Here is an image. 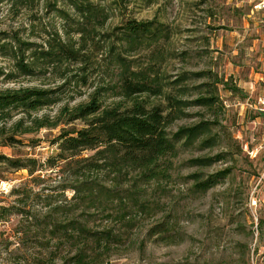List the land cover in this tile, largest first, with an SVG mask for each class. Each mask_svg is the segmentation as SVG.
Instances as JSON below:
<instances>
[{"label": "trees", "instance_id": "1", "mask_svg": "<svg viewBox=\"0 0 264 264\" xmlns=\"http://www.w3.org/2000/svg\"><path fill=\"white\" fill-rule=\"evenodd\" d=\"M10 1L23 6L30 0ZM121 1L116 7L121 6ZM57 2H65L73 12ZM48 9L68 25L74 21L76 27L69 31L63 26V33L56 29L41 43L25 39L19 29L0 31V54L12 56L21 74L36 75L42 67L55 73L65 65L58 74L61 80L57 85L0 87V145L25 144L22 135L43 127L57 128L75 121L82 125L62 126L51 139L57 145L56 151L44 161L35 156L13 157L0 150V166L26 169L30 176L13 186L12 203H0V222L11 216L20 217L15 235L21 243L29 238L37 241L43 253L37 258L39 263L44 253L55 258L70 247L62 256L64 261L104 264L91 257V248L119 242L123 232L116 230L118 224L129 225L137 219L138 212L157 209L162 201L159 193L172 176L174 158L184 150L211 149L226 137L227 126L218 119L226 108L220 86L243 98L246 93L232 82V77L222 78L210 69L183 71L168 81L152 64L137 67L124 51L165 37L168 27L163 21L131 17L110 30L100 31L112 16L111 3L49 0ZM102 41L108 45L109 63L116 70L114 79L90 90L87 100L73 105L65 102L54 115L39 114L67 97L73 99V92L79 94L88 85V44ZM72 63L76 65L71 69ZM12 72L5 73L0 68V77L12 79L17 76ZM194 77L204 79L194 85L186 82ZM189 94L196 95L186 98ZM161 95L165 102L151 98ZM191 106L211 110L216 119H200L171 130L176 119L189 115L186 108ZM229 137L239 144L233 135ZM28 138L30 143L34 141ZM230 153L226 150L199 155L185 163L208 167L227 159ZM231 171L232 167L210 174L197 171L187 177L192 179L194 191L205 192ZM45 180L50 182L42 185ZM98 215L105 216L106 226L96 224ZM263 218L260 217V224ZM163 225L153 228L154 233L168 234L169 229Z\"/></svg>", "mask_w": 264, "mask_h": 264}, {"label": "rangeland", "instance_id": "2", "mask_svg": "<svg viewBox=\"0 0 264 264\" xmlns=\"http://www.w3.org/2000/svg\"><path fill=\"white\" fill-rule=\"evenodd\" d=\"M48 1L30 0L19 6L3 0L0 2V31L19 29L25 39L41 43L56 29L63 33V26L69 31L76 27L74 21H69L68 25L49 10ZM260 1L123 0L121 6L116 7L120 4L118 0H99L113 4L114 8L111 18L100 31L110 30L131 17L166 23L165 37L127 47L128 50L124 51L137 67L152 64L155 71L166 76L168 81L175 80L183 71L210 69L222 78L232 77V82L243 89L246 97L220 86V97L226 108L219 113L218 119L227 126L221 144L211 149L181 151L174 158L172 176L159 193L162 201L157 209L138 212L137 219L129 225L118 224L116 230L121 229L122 239L108 245H94L90 250L91 257L104 264H264V218L260 224V217H264V114L260 112L264 111L258 108V98L264 96V8L260 7ZM57 4L73 12L65 2ZM74 35L77 37L78 34ZM88 48L87 64L91 72L88 85L82 87L79 94L73 92V99L66 96L62 102L43 108L39 114L54 115L65 102L73 105L87 100L90 90L114 79L116 70L109 63L108 45L104 41L91 42ZM74 65L72 63L71 69L75 68ZM63 67L55 73L51 68L42 67L36 75H23L17 70L12 56L0 54V68L5 73L13 71L17 75L12 79L1 75L0 87L54 86L61 80L58 74ZM203 79L194 77L186 82L194 85ZM195 95L185 97L191 99ZM151 98L165 102L162 95ZM186 111L189 115L176 119L171 130L200 119H216L211 110L200 106L188 107ZM74 125L82 124L75 121L60 124L57 128L43 127L22 135L25 144L0 145V150L13 157L35 156L44 161L57 149L51 139L58 135L62 126ZM230 134L239 144L229 137ZM29 136L34 139L31 143ZM226 150L231 151L227 159L215 161L208 167L185 163L199 155ZM227 167H232L231 173L205 192L194 191L192 179L187 177L197 171L210 174ZM28 178L26 169L10 170L0 166V203H12L13 186ZM49 182L45 180L42 185ZM97 218L96 224L100 226L108 223L103 221L104 215ZM19 219L16 215L0 222V264H75L62 257L70 247L55 258L44 253L39 263L37 258L43 253L37 241L29 238L21 243L15 235ZM162 223L169 229L168 234L154 233ZM73 253L71 251L70 255Z\"/></svg>", "mask_w": 264, "mask_h": 264}, {"label": "built area", "instance_id": "3", "mask_svg": "<svg viewBox=\"0 0 264 264\" xmlns=\"http://www.w3.org/2000/svg\"><path fill=\"white\" fill-rule=\"evenodd\" d=\"M260 7L261 8H264V0H261L260 1ZM258 102H259V109L261 110V111H264V96H260L259 98H258ZM252 264H254V263H252Z\"/></svg>", "mask_w": 264, "mask_h": 264}]
</instances>
